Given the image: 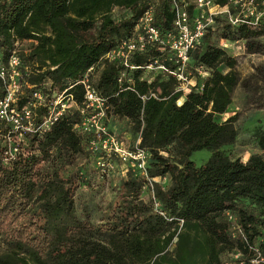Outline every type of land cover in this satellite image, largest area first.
<instances>
[{"label":"trees","instance_id":"obj_1","mask_svg":"<svg viewBox=\"0 0 264 264\" xmlns=\"http://www.w3.org/2000/svg\"><path fill=\"white\" fill-rule=\"evenodd\" d=\"M154 1L153 24L164 32L170 28L172 0L0 1L2 58L17 46L23 76L33 85L25 88L19 105L34 88L50 93L67 88L79 103L82 87L76 81L89 67L91 72L98 69L96 78H89L106 97L107 114L130 122L138 145L148 152V175L168 178L165 187L153 182L158 203L153 208L150 199L147 205L138 198L143 178L128 173L121 182L128 200L115 202L106 219L92 225L74 215L73 188L58 170L40 166L51 155L81 151L85 138L73 127L79 121L77 111L70 109L42 133L28 134L11 160L5 159L9 128L0 121V236L6 244L0 264H222V252H246L244 239L230 236L226 212L241 224L247 242L264 246V158L254 153L241 160L223 149L235 141L237 131L234 115L224 120L219 116L227 111L239 80L234 58L210 38L215 31L217 38L242 40L246 52L264 55V30L219 20L190 54L191 65L208 71L201 88L190 89L177 103L182 93L174 91L172 76L159 73L147 82L135 68L133 82L125 88L116 82L120 66L101 58L130 35ZM113 7L124 13L113 18ZM25 41H30L26 54L19 48ZM156 54L150 48L129 61L142 66ZM258 71L264 81V67ZM36 110L42 115L45 107ZM253 141L264 150V130L254 131ZM200 149L210 154L195 165L190 155Z\"/></svg>","mask_w":264,"mask_h":264},{"label":"built area","instance_id":"obj_2","mask_svg":"<svg viewBox=\"0 0 264 264\" xmlns=\"http://www.w3.org/2000/svg\"><path fill=\"white\" fill-rule=\"evenodd\" d=\"M154 5L155 1L143 10L129 36L121 39L101 56L102 59L120 66L116 77L119 86L126 84L125 88H130L133 82L132 70L135 68L157 69L159 73L173 77L174 91H180L183 96L192 88L200 89L201 80L208 74L201 64L191 65L190 54L201 45L204 34L216 28L219 20L222 19L231 26L244 25L248 28L260 27L264 30V0H225L223 4L214 0H172L171 24L164 32H160L153 24ZM228 41L239 42L238 48L246 51L242 40ZM150 48H155L157 54L149 58L144 65L135 66L130 63L133 54ZM22 67L17 46L11 50L6 60L2 58L0 49V82L3 89V94L0 96V121L9 128V133L6 134L9 144L5 159L11 160L15 157L28 134L32 132L39 134L48 130L62 115L70 109H75L79 121L73 127L84 136L88 149L92 152H100L105 159L110 154H115L122 162L127 163L132 172L143 178L144 185L147 184L149 198L153 208H156L158 203L152 192V182L155 177H150L147 172L148 152L138 145V138L129 148L121 147L115 135L108 131L105 120L109 104L106 97L98 94L91 83L89 78L91 67L86 69L76 81L82 87V99L79 103L66 93L67 88L51 93L34 88L29 99L20 106L19 100L24 95L25 88L33 87L25 80ZM152 77L144 78L142 73L139 75L140 79H145L147 82ZM148 95L154 96L152 92ZM139 97L144 99L146 96L139 95ZM38 107H45L42 115L37 113ZM100 165L106 166L108 163L105 161ZM226 217L230 236L243 238L246 252L233 249L230 251L232 260H221V263L264 264V246H260L257 241L247 242L241 224L228 212Z\"/></svg>","mask_w":264,"mask_h":264},{"label":"rangeland","instance_id":"obj_3","mask_svg":"<svg viewBox=\"0 0 264 264\" xmlns=\"http://www.w3.org/2000/svg\"><path fill=\"white\" fill-rule=\"evenodd\" d=\"M110 13L113 18H118L124 13V10L113 7ZM214 32L210 35L211 40L223 48L227 55L234 58L233 71L239 80L232 90L227 111L219 116V120H224L228 116L234 115V126L237 131L235 141L230 145L223 146V149L229 151L232 157H238L241 160H245L254 153L260 154L264 158V150L258 149L253 141V132L258 129L264 130V81L258 71L259 68L264 67V55L241 51L238 48L239 42L232 43L227 39L217 38ZM29 47L30 41L19 45L24 54L28 52ZM141 72L144 78L159 74L157 69H145ZM97 73L98 69L90 73L92 80L96 78ZM243 81L247 83L246 87L241 85ZM105 125L123 148H129L138 138V134L132 132L131 124L125 118L106 114ZM160 153L167 155V151H160ZM209 154L210 152L206 149L196 150L191 153L190 159L195 165H200ZM105 161L108 165L101 166L100 163ZM40 166L50 172L53 169L58 170L59 177L63 179V182L73 188L72 209L74 215L92 225L103 222L113 211L115 202L128 200L124 196L121 182L127 178L128 173L132 172L130 166L122 162L115 154H110L105 159L100 152L90 151L86 141L83 142L80 152L70 155H51ZM163 177L157 176L153 182L165 187L168 184V178L167 176ZM138 198L149 205L147 184H143L140 188ZM5 249L6 244L3 237L0 236V253ZM230 254V251L222 252L219 259L232 260Z\"/></svg>","mask_w":264,"mask_h":264},{"label":"crops","instance_id":"obj_4","mask_svg":"<svg viewBox=\"0 0 264 264\" xmlns=\"http://www.w3.org/2000/svg\"><path fill=\"white\" fill-rule=\"evenodd\" d=\"M183 96L180 97V101L182 100ZM228 109V108H227ZM225 113V112H224Z\"/></svg>","mask_w":264,"mask_h":264}]
</instances>
